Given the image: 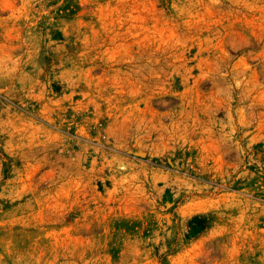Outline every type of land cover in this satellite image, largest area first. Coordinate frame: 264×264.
Wrapping results in <instances>:
<instances>
[{
  "label": "rangeland",
  "instance_id": "1",
  "mask_svg": "<svg viewBox=\"0 0 264 264\" xmlns=\"http://www.w3.org/2000/svg\"><path fill=\"white\" fill-rule=\"evenodd\" d=\"M0 264H264V0H0Z\"/></svg>",
  "mask_w": 264,
  "mask_h": 264
}]
</instances>
